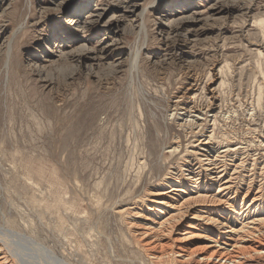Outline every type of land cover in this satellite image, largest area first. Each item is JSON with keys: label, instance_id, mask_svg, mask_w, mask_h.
Returning a JSON list of instances; mask_svg holds the SVG:
<instances>
[{"label": "rangeland", "instance_id": "374dc122", "mask_svg": "<svg viewBox=\"0 0 264 264\" xmlns=\"http://www.w3.org/2000/svg\"><path fill=\"white\" fill-rule=\"evenodd\" d=\"M83 2V21L106 14L75 36L68 22ZM183 17L199 20L195 32ZM104 43L103 58H71ZM107 75L110 84L97 79ZM190 86L182 120L197 116L195 127L172 110ZM202 154L225 164L231 197L200 199L188 229L233 244L223 224L264 220V0H0V224L66 264H181L156 262L135 231L169 216L156 189L182 180L179 198L198 195ZM11 240L24 264H55ZM261 246L245 264H264Z\"/></svg>", "mask_w": 264, "mask_h": 264}, {"label": "bare ground", "instance_id": "6f19581e", "mask_svg": "<svg viewBox=\"0 0 264 264\" xmlns=\"http://www.w3.org/2000/svg\"><path fill=\"white\" fill-rule=\"evenodd\" d=\"M84 3H86V2L81 3V5H76L74 14L77 18L76 19H69V22H68L69 26H71V27H69L67 29H69L70 32L75 36L76 35L80 36V34H78V32H77V31L80 32V30L82 32H88L91 25H94L95 23H100L106 14L105 13L106 10L97 11V13L94 14V16H93V17H95L94 19L92 18L87 22L83 21V19H80L79 16L81 15V13L83 11L82 9L87 7V5L82 7V4H84ZM124 7L127 8L128 6L125 5ZM143 13H144V11H143ZM120 16L119 15H113L108 21L103 22L104 27H108L110 25L109 22H112V21L117 22L118 20H120L119 19ZM141 16L143 18V15H141ZM183 19H184L183 20L184 22L189 21L185 17H183ZM183 21L180 22L178 24V26H173L172 30L174 29V27H176L177 30L184 27L185 25H183ZM189 22H191L192 24L189 26V28H188L189 30H187V31L192 33L194 30L196 31V29L198 28V27H196V29H195L194 27L196 26V23L199 22V20L189 21ZM139 27L142 30H144V28H145L142 23L139 24ZM174 30L176 31V29H174ZM176 33L179 34L178 32H176ZM12 43H13V40H9L8 42L5 43L6 44L5 47L9 53L12 49ZM166 45H168V43ZM110 47H111L110 44H105V43L103 46H101L99 48H95V49L86 50L87 48L83 47V48H80V50L78 52L75 51L76 52L75 56L71 57V58H73V60L77 61V62L78 61L81 62L83 60V58H85L86 56H89V58H91L93 60H95V58H99V57L103 58L105 56V53L108 52ZM90 52H94L95 56H93V54H91ZM97 52L100 53V55L96 54ZM137 58L138 57H136L134 59L135 60V62L133 64L134 66H136L135 63L137 61ZM76 67H77V70L80 71L81 67H79V66H76ZM116 72H120V70H117ZM71 75H72L71 76V78H72L73 75H75V71ZM113 76H114V74H113ZM111 78L109 79L108 75L106 77H102V76L97 77V79L103 81L106 84H110V82L112 81ZM192 87H194V85ZM192 87L191 86L188 87L184 91V93L181 95L180 99L174 101L172 104V106H173L172 110L174 112H176V114L180 115L179 120L184 119V116H186V113L189 112L187 110V107H186L187 106L186 100H187V94H190ZM183 109L187 110V111H184ZM194 109H198L199 110L198 113H199L202 110V107L200 106V108H199L198 106H196V108H194ZM178 112H181V113H178ZM186 117H188V116H186ZM195 117H196L195 118L196 121L194 119L189 120L186 118L184 121L182 120L181 125H184V126L190 125V127L191 126L195 127L197 125H200L199 120H198L199 118L197 116H195ZM208 143H209V141H206V140L200 141L201 145H205ZM202 155L205 156V159H203V160H206L204 162H205V166L207 167V168L205 167L206 168V171H205L206 174L204 175L205 181L203 180L205 182L204 184H206L203 186L204 188L200 187L201 185H200V182L198 181L199 183H198V186L196 189V191L197 190L198 191L195 192L198 195L195 197L192 195L193 197L189 196V198H183V199L179 198L181 195V192H180V189L177 188L179 185L181 186L182 180L177 182V184H179L178 186L171 187L170 190L156 189L153 192V195L160 199V200H158L159 201L158 203H160L162 205H168L170 207L169 212L167 214L169 216L168 217L165 216L166 218L163 217L161 219H158V216H157L156 217L157 220L153 219V220H151V222L144 221L143 224H139L137 226L138 228L135 231V234L137 236H139L140 243H143L142 246H145L146 250H149L150 255H151L150 257H152V259H154L156 262L163 260L167 257L174 256V259L178 263H181V264H187V263H194V264H245L247 261H249L253 257L255 258V256H258V254L261 255L263 253L261 244L264 243V241H263L264 240V231H261V228L259 225L262 223V221H264L263 219H257L255 223L253 222L254 226L250 227V225H248L249 227H243V229H237L236 227H234L232 225H229V224L227 225V224L222 223L223 224L222 226H224L225 230H223L221 233L224 235L226 240H228V239L234 240L233 244H231V242L230 243H225V242L221 243V241H220L221 237L216 238L215 236L213 237L210 235L208 236V235H203V234H197L196 232L190 231L188 229L190 227H195V223L197 221H200L199 219L202 218L201 215L197 214L198 209H199V208H197V206H198L197 204H198L200 199L205 198V199H209L211 201H216L219 203H222V202L225 203L226 201L229 200L228 199L229 195H231L229 192L231 191L230 190L232 187L231 182H232L233 178L231 176V178L227 179V177L225 176L226 175L225 164L218 165L219 164L217 162L218 159H217V157H214L213 155H212L213 157L209 154H202ZM218 157H220V156H218ZM204 162H203V164H204ZM202 165L199 166L200 169H201ZM190 169H191V167H190ZM236 171H237V169H235L232 174H234ZM191 173L194 174V172H191ZM199 173H201V171H199ZM193 179L194 178L192 177L191 180H193ZM191 183L194 184V182H191ZM216 183L218 184V192H216V194L213 196H209V193L211 191H209L210 189L207 188V185L209 184V186H210V185H213ZM214 196H218V198L217 197L214 198ZM233 198H234V196H233ZM158 213H161V211H158ZM144 217H145V215H144ZM149 218L150 217L147 216L144 218V220H149ZM209 219H211V221H214V219H212V218H209ZM215 222H217V221H215ZM235 222H236V220H235ZM186 223H188L187 226H186ZM244 224H245V222H244ZM244 226H246V225H244ZM236 234H237V236L239 235L237 238L235 236ZM12 237L16 238V239H20L18 241L22 242V244L24 246H26V247L29 246L30 248H32L34 253H38V256H41L43 253V255L46 254L48 257L50 256V259L55 264H66L65 262H63V260H60L61 258L58 259L54 255V253L51 252V250H49L47 247L40 244L35 239H33L31 237L30 238L26 237L24 234H22L16 230L14 231L10 228H7V227L3 226L2 224H0V264H24V255L21 254V251L19 250V248L14 244L15 241L11 240ZM193 238H195V239L201 238L202 240H204L202 242L203 244L200 247H198V249L195 248V250H193L189 247L190 242H188L190 239H193ZM27 244H28V246H27ZM222 244H225L226 246L223 247ZM29 247L27 248L28 250H29Z\"/></svg>", "mask_w": 264, "mask_h": 264}]
</instances>
